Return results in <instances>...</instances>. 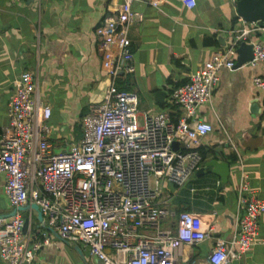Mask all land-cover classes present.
<instances>
[{"label":"built area","instance_id":"obj_1","mask_svg":"<svg viewBox=\"0 0 264 264\" xmlns=\"http://www.w3.org/2000/svg\"><path fill=\"white\" fill-rule=\"evenodd\" d=\"M165 1L119 0L95 27L108 86L102 102L90 105L81 118L82 136L69 144L68 152L55 150L51 143V107L41 100L32 74L24 72L15 80L8 98V125L0 134L3 192L13 209L38 206L43 227L32 232L28 223L24 230L18 212L0 218V259L6 264L31 263L40 246L50 243L53 231L69 245L83 246L102 264H175L183 247L212 237L217 212L205 217L176 214L170 206L172 195L182 188L189 195L197 193L191 181L205 162L198 149L213 130L198 110L211 101L218 72L234 68L231 56L241 42L253 46L247 65L264 64V27L242 21L231 30L228 46L211 53L183 85L171 90L168 105L177 108L178 116L159 110L140 120L137 94L117 86L120 74L134 72L128 32L142 15L132 6L142 2L157 10ZM180 1L188 9L195 5L194 0ZM253 84L264 91V78L255 77ZM215 185L220 187V181ZM237 203L242 216L229 240L215 239L207 264H230L253 244L264 247V237L257 238L264 203L244 176ZM168 218L174 223L164 227L162 221Z\"/></svg>","mask_w":264,"mask_h":264},{"label":"crops","instance_id":"obj_2","mask_svg":"<svg viewBox=\"0 0 264 264\" xmlns=\"http://www.w3.org/2000/svg\"><path fill=\"white\" fill-rule=\"evenodd\" d=\"M118 2L0 0V134L8 125V98L15 80L29 72L41 100L51 107L48 124L54 149L65 150L71 142L80 140L81 118L90 105L102 102L108 86L94 29ZM194 2L191 9L180 0H166L157 10L142 2L132 6L142 15V20L135 22L128 32L134 72L120 75L117 86L137 94L140 120L159 110H170L178 116L177 108L168 105L174 84L188 80L211 53L228 46L231 30L242 24L236 13L238 0ZM237 56L236 52L231 56L234 62ZM218 76L211 101L200 107L198 113L213 128L202 142L210 151L205 162L223 161L229 174L225 183L209 173L195 175L191 184L198 191L194 196L187 195L185 188L174 190L172 210L203 217L212 210L217 212L212 237L199 245L183 247L175 264H207L215 239H230L237 217L243 213L237 203L242 176L264 203V121L260 120L264 91L253 84L255 77L264 78V64L222 68ZM217 180L220 187L215 185ZM4 181L0 174L2 215L13 210L3 192ZM206 187L209 190H204ZM26 213L27 224L34 232L38 225L35 213L31 210ZM18 214L22 217L23 212ZM172 223V218L162 221L164 227ZM257 232L258 239L264 237V212L258 217ZM41 235H37L39 240ZM78 246L83 258L73 245L52 233L50 243L41 245L29 264H102L87 249ZM109 254L116 257L113 251ZM0 264L6 263L0 259ZM230 264H264V247L255 243Z\"/></svg>","mask_w":264,"mask_h":264},{"label":"water","instance_id":"obj_3","mask_svg":"<svg viewBox=\"0 0 264 264\" xmlns=\"http://www.w3.org/2000/svg\"><path fill=\"white\" fill-rule=\"evenodd\" d=\"M236 13L237 16L242 21L246 23H254L258 27H264V0H238L236 4ZM235 52L237 53L238 56L236 58L234 68L241 67L242 65L251 61L253 58V46L249 43L241 42ZM178 147H179L178 142H174L173 143L174 150H177ZM64 151L68 152L69 148H66ZM199 173H204V174L209 173L211 175L218 177L222 183H225L229 174V168L227 166V163L213 159L206 162L204 166L196 172V175H198ZM29 210L35 213V219L38 223L37 226H40V224H42L43 227V217L41 211L39 210V207L36 206L35 204H27L25 206H19L7 214H3V215L0 214V218L6 219L14 216L17 212H23L22 218L25 219L24 222V229H25L27 225L26 212ZM53 233L57 237V234L54 231ZM73 248L75 252L81 258H83V254L81 252L80 247L78 245H73Z\"/></svg>","mask_w":264,"mask_h":264},{"label":"trees","instance_id":"obj_4","mask_svg":"<svg viewBox=\"0 0 264 264\" xmlns=\"http://www.w3.org/2000/svg\"><path fill=\"white\" fill-rule=\"evenodd\" d=\"M187 81V80H186ZM185 81V82H186ZM185 82H183L182 84L180 83V84H174V87H173V89H175V88H177V87H179V86H181V85H183ZM260 120H263L264 121V107H263V110H262V113H261V116H260ZM198 151H199V153L201 154V156H202V159L203 160H205L206 159V157L210 154L209 152V150H207L205 147H203V146H201L199 149H198ZM235 157H233V161H235ZM206 162H204L203 164H205ZM186 190V189H185ZM187 191V190H186ZM188 192V191H187ZM189 193H187V195H188ZM180 211L181 210H175V213L176 214H178V213H180Z\"/></svg>","mask_w":264,"mask_h":264},{"label":"rangeland","instance_id":"obj_5","mask_svg":"<svg viewBox=\"0 0 264 264\" xmlns=\"http://www.w3.org/2000/svg\"><path fill=\"white\" fill-rule=\"evenodd\" d=\"M55 134V133H54Z\"/></svg>","mask_w":264,"mask_h":264}]
</instances>
